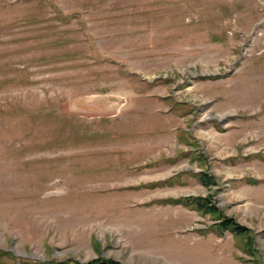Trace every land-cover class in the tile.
Returning a JSON list of instances; mask_svg holds the SVG:
<instances>
[{"label":"rangeland","instance_id":"374dc122","mask_svg":"<svg viewBox=\"0 0 264 264\" xmlns=\"http://www.w3.org/2000/svg\"><path fill=\"white\" fill-rule=\"evenodd\" d=\"M99 257L264 264V0H0V264Z\"/></svg>","mask_w":264,"mask_h":264},{"label":"trees","instance_id":"16d2710c","mask_svg":"<svg viewBox=\"0 0 264 264\" xmlns=\"http://www.w3.org/2000/svg\"><path fill=\"white\" fill-rule=\"evenodd\" d=\"M206 176V175H205ZM214 182L213 179H211L210 181L208 182ZM207 183V182H205ZM200 198V197H199ZM201 199L200 200L198 198H193V197H190V196H187V197H182L180 199H177L176 202H179V203H182L183 205H194L196 206L197 209H200L201 211H204V210H209V209H214V207H209L210 205H207L205 204L204 202H201ZM219 226L221 227L220 229L223 230V229H230V231H232L233 233L235 234H240V233H243L245 232L243 226H240V225H237L232 219L230 218H226L224 220L221 221V223L219 224ZM73 264H81L80 262L78 261H72ZM34 264V263H32ZM37 264V263H35ZM40 264V263H38ZM43 264V263H41ZM55 264H65L64 261L62 262H57ZM83 264H123L121 262H118L116 260H113L111 258H104V257H99L97 259H94V260H91L87 263H83Z\"/></svg>","mask_w":264,"mask_h":264}]
</instances>
